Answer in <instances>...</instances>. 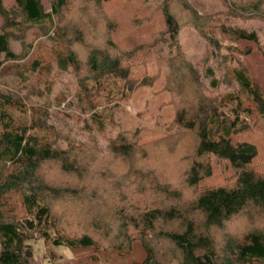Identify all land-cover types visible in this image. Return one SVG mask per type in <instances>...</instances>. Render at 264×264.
Wrapping results in <instances>:
<instances>
[{
    "label": "trees",
    "instance_id": "trees-1",
    "mask_svg": "<svg viewBox=\"0 0 264 264\" xmlns=\"http://www.w3.org/2000/svg\"><path fill=\"white\" fill-rule=\"evenodd\" d=\"M110 1L52 0L47 12L41 0H0V78L17 77L0 89V264H52L38 241L121 255L138 242L144 257L130 264L264 263V90L245 61L264 60V45L256 29L225 24L264 21V0H221L216 13L163 0V27L127 49L113 40ZM189 24L206 43L197 64L179 42ZM54 64L73 70L75 97L103 135L104 111L158 84L175 109L168 133L107 139V153L97 142L57 148L50 107L33 102L52 92ZM204 78L239 87L210 97Z\"/></svg>",
    "mask_w": 264,
    "mask_h": 264
},
{
    "label": "rangeland",
    "instance_id": "rangeland-1",
    "mask_svg": "<svg viewBox=\"0 0 264 264\" xmlns=\"http://www.w3.org/2000/svg\"><path fill=\"white\" fill-rule=\"evenodd\" d=\"M52 0H41L47 12L51 11ZM163 0H112L104 6V11L113 19L117 32L114 42L124 49L130 48L137 40L148 39L149 36L163 27V16L160 5ZM200 13H216L224 6L221 0H190ZM3 5L10 9L15 0H3ZM3 19L0 16V25ZM225 24L253 28L258 31L260 42L264 45V21H242L239 19L225 20ZM52 32L48 36H52ZM179 42L186 56L194 63L202 58L206 43L204 38L193 25H185L180 30ZM15 51L21 50V43L12 42ZM0 60L3 57L0 56ZM253 69L256 81L264 90V60L259 53L245 58ZM215 71V77L221 78L223 67L216 59L210 62ZM54 82L52 92L46 96H37L33 102L40 106H48L50 121L58 129L60 138L57 148L67 149L72 146L97 142L104 153L108 152L107 139L119 140L125 138L139 143L154 141L165 136L167 125L175 115L174 107L168 103L169 95L158 92L159 85L142 88L135 92L128 104L115 107L112 112L104 111L108 118L104 135L97 131L91 121L94 111L83 109L75 97L76 77L71 68L63 71L54 64L51 74ZM17 77L6 76L0 78V89L4 92L17 88ZM204 92L214 97L233 91L239 86L221 84L217 88L211 86L210 78H204ZM61 98L65 100L59 105ZM72 102L67 116V103ZM105 107H98L95 111H103ZM35 254L43 261L51 260L52 264H130L140 261L144 251L140 243H135L130 255H121L111 248L95 250L94 248L68 249L64 246L55 247L50 243L38 241L35 243ZM42 257V258H41ZM45 257V258H44ZM46 259V260H44ZM264 264V263H254Z\"/></svg>",
    "mask_w": 264,
    "mask_h": 264
}]
</instances>
